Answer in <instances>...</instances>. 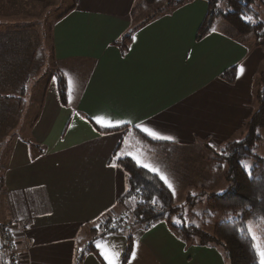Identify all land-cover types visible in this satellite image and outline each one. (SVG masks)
<instances>
[{"label": "crops", "instance_id": "crops-1", "mask_svg": "<svg viewBox=\"0 0 264 264\" xmlns=\"http://www.w3.org/2000/svg\"><path fill=\"white\" fill-rule=\"evenodd\" d=\"M136 1L71 0L72 8L51 25L52 60L67 82L66 104H61L51 77L26 136L6 142L0 175V225L9 227L13 250L20 256L17 264H98L97 259L105 264L96 242L118 240L121 253L125 248L121 236L126 233L97 237L94 227L122 211L115 208L129 177L113 153L129 151L134 133L100 134L89 119L127 120L131 124L125 125L133 129L143 122L172 137L153 145L137 141L148 152L142 160L154 159L167 173L172 155H180V162L183 150L216 152L240 139L255 112L253 79L264 63L260 43L236 39L219 24L212 27L214 32L196 38L208 0H189L151 16L132 32L127 46L120 47L115 42L137 23L131 15ZM4 34L0 31V37L11 36ZM7 65H1L9 81L0 82V93L6 84L11 87ZM232 66L244 71L228 82L222 73ZM24 82L11 90L20 94L13 104L19 111L12 130L21 128L23 106L18 105L25 99ZM113 163L118 167H111ZM187 172L173 170L180 179ZM128 228L130 239L135 235L162 264H228L218 247L184 242L166 222ZM253 230L264 237L263 228ZM7 257L9 264V253Z\"/></svg>", "mask_w": 264, "mask_h": 264}, {"label": "trees", "instance_id": "trees-1", "mask_svg": "<svg viewBox=\"0 0 264 264\" xmlns=\"http://www.w3.org/2000/svg\"><path fill=\"white\" fill-rule=\"evenodd\" d=\"M158 0H137L136 5L131 10L133 16L136 9L145 5H152ZM189 0H174L168 2L167 7L182 5ZM256 0H226V10L217 7V0H208L207 10L200 25L196 31V38H201L209 33L213 27L214 20L219 16H223L225 21L230 25L233 32L232 35L236 39H242L250 33L255 32L263 23L248 22L242 19V16L258 17V12L252 6ZM262 1V0H258ZM72 7H68L65 12L56 17L60 18ZM163 11V10H162ZM160 11V12H162ZM160 12L154 13L155 16ZM151 17L143 18L136 25L128 30V32L116 41L120 47H126L130 42L132 32L139 26L149 20ZM237 67L232 66L225 69L222 78L228 82H232L236 77ZM56 84L59 100L62 105L67 101V82L65 78L57 71ZM259 90L257 92L258 108L249 118L245 125L247 133L238 140L228 142L221 150L219 157L228 165L227 171L224 173L228 186L219 194H211L206 198L205 209L200 213L192 212V207L197 200V196L188 195L187 203L191 218H205L206 227L210 222L217 218L211 231L201 229L187 223L183 217V206L174 204V195L172 191L160 180L159 176L145 168L136 165L135 161L124 155L117 163L128 174V188L119 197L118 205L122 211L114 220L103 219L101 232L97 237H103L118 231L120 223H126L127 214H132L134 223H144L146 225L156 224L158 222H166L170 230L184 242H196L199 245H213L218 247L227 260L228 264H258V258L252 247V240L245 232L241 235L237 229L245 227L248 222L253 223V228L264 229V158L253 154L250 150L259 137L255 130L257 127L264 128V71L260 73ZM23 87V86H22ZM23 89V88H22ZM5 98H17L14 95H5ZM92 127L100 134L123 131L124 133L132 129L134 135L131 136L135 141H141L144 144L153 145L160 143L159 140L142 133L136 128H130L126 125L120 127H102L89 119ZM139 139V140H138ZM116 151L113 153L115 157ZM253 157L255 163L247 172L242 167L241 161L245 158ZM2 186V177L0 176V189ZM155 197L157 203H151ZM176 214L179 217L180 225L171 222L170 217ZM116 227L113 228L112 224ZM92 245V243H90ZM90 245V246H91ZM127 250H130L128 246Z\"/></svg>", "mask_w": 264, "mask_h": 264}, {"label": "rangeland", "instance_id": "rangeland-1", "mask_svg": "<svg viewBox=\"0 0 264 264\" xmlns=\"http://www.w3.org/2000/svg\"><path fill=\"white\" fill-rule=\"evenodd\" d=\"M172 1L174 0H158L152 5H143L138 7L135 14L133 15L134 22H139L143 18L151 17V15L154 13L164 10L167 8L168 2ZM218 4L220 5L219 8L222 11L226 10V0H217V5ZM70 6L71 0H40L37 3L25 1H0V31H3V34L5 32L11 33V36L9 37H0L1 85L7 83L6 81H9L8 78L4 76L5 69L2 68L3 66H1L3 62H6L10 69V73H7L6 75H12V78L10 77L11 87L9 84H6L4 87L6 91L4 93H0V96H4L0 97V175L2 174L3 167L6 163L5 157L8 153L7 143L9 141L11 143L16 138V136H26V134L24 135V133H26V128L34 121V118L39 111L42 89L44 88L46 81H48L51 77L54 79L57 78L56 72L58 71V66L52 60L50 28L52 23L56 20V17L65 12V10ZM252 6L258 12V17L254 22H261L263 24L260 28H256L257 30L255 32L250 33L244 38H251V40L260 43L262 45L261 53L264 55V0H256ZM215 24L221 25V28L227 30L229 33L233 32L230 25L221 15H219L214 20L213 26ZM8 58H10V62ZM262 71H264V63H262L261 69L257 73V77L253 79L255 87V111L258 108L257 92L260 88L259 81L260 73ZM21 76H24V78L21 79ZM20 81H25L24 83L26 86V94H24L25 99L18 105L23 106L22 117L19 121V126L21 128L19 130H12L11 128L16 126L18 119L17 111H19V107H17V111L16 107H13V104L14 106L18 104L15 98H12L14 101H11V104H8L4 98L5 95L8 94L20 96L18 91H14L17 85H21L17 84ZM9 88L11 89L9 90ZM12 88H14L13 91H11ZM10 105L13 108L10 107V109ZM1 109L3 110L1 111ZM246 133L247 131L245 130V133L242 134V137H244ZM255 133L259 139L254 142L250 150L253 154L264 158V128L257 127ZM127 143H130L129 140H127ZM129 148V151H123H126L130 157L137 155L142 159L147 156H145V154L148 153L145 151V145H141L137 141L132 142ZM219 155H221L219 150L216 152L183 150L181 152L183 160L180 162L176 161L177 158H180V155H172L169 157L175 159L169 162L168 171L166 173L173 183L175 189L174 204L176 206H183L185 212L183 214V218L187 220V223L191 222L192 225H195L201 229L204 228L208 231L212 230L217 218L213 219L210 224H208V227H206L204 217L198 219L191 218L187 197L188 195L197 196V200L192 207V212L200 213L205 209L206 198L209 195L219 194L226 189L228 186V181L226 180L224 173L227 171L228 165L226 162L218 161L222 160ZM188 160L189 166L186 165L188 164ZM153 161L154 159L151 160V162L155 164ZM242 161L246 162L250 166L248 171L255 163V159L253 157L245 158ZM157 164L159 166V163ZM179 164L182 166L179 167ZM175 169H188V172L180 179L179 176L173 174V170ZM119 208L122 210L121 206L119 205L115 209ZM111 215L115 216L114 213ZM127 216L128 219L126 220V223H120L121 226L118 228L119 231L121 230L126 233L121 236L125 238V248L121 253L120 264H129V259H131L132 244L137 242L135 235H133V239H130L132 233L129 232L128 227L132 226L133 229H135L136 226L140 228L144 227L145 225L144 223H134L132 214H127ZM170 219L173 223L174 220L179 221L178 224L180 225L179 217L176 214L172 215ZM100 226L101 223L99 224V230L97 229V225L94 227V233L99 234L101 232L103 227ZM109 244L114 245L116 250L119 251L122 247L118 240L110 242ZM138 244L139 247L137 248L136 257L135 259L131 260V264H162L156 260L152 254H148L147 249L144 247V245H142V243L138 242ZM128 246H130L129 251L127 250ZM7 254V251L3 247H0V264H8ZM95 259L97 258H94V261H96ZM97 263L102 264L99 259H97ZM105 264H107V262Z\"/></svg>", "mask_w": 264, "mask_h": 264}, {"label": "snow or ice", "instance_id": "snow-or-ice-1", "mask_svg": "<svg viewBox=\"0 0 264 264\" xmlns=\"http://www.w3.org/2000/svg\"><path fill=\"white\" fill-rule=\"evenodd\" d=\"M220 5L218 4L217 7ZM242 19H245L248 22H254V18L252 16H242ZM212 31H215V28L212 29ZM244 71L243 67H240L237 72V78H239L240 74H242ZM71 81H69V85L71 87ZM96 122L100 124L102 127H120L121 125L125 124H131V121L127 120H111V119H105L102 117H96ZM135 128L141 129L144 133H146L148 136H150L153 139H163V140H172L173 138L170 136H161L156 130L149 128L144 125L143 122L133 125ZM125 153L123 151L116 153L114 160H121ZM132 159L135 161L136 165L142 168L147 169L150 172H153L154 174L158 175L160 180L163 181V183L173 192V195H175V189L173 186V183L171 182L170 178L166 175V173L157 165H154L150 162H145L142 160L139 156L133 155ZM242 167L245 169V171H248L249 165L246 162H241ZM111 167H118L117 164L113 163L110 165ZM151 203L155 205L157 203V200L155 197L152 198ZM257 219H264V218H257ZM179 221L174 220V223H178ZM112 227L115 228V223L112 224ZM97 229L99 230V225H97ZM238 232H240L241 235H244L245 232L252 240V247L253 250L258 258V264H264V237H261L257 235L256 232L253 230V223L250 221L245 227H241L237 229ZM96 247L100 250L101 256H103L104 260L107 262V264H120V257L121 252L119 250H116L114 245H110L106 240L104 241H98L96 242ZM139 247L138 242H134L132 250H131V259H129V264H131V260L135 259L137 254V248Z\"/></svg>", "mask_w": 264, "mask_h": 264}, {"label": "built area", "instance_id": "built-area-1", "mask_svg": "<svg viewBox=\"0 0 264 264\" xmlns=\"http://www.w3.org/2000/svg\"><path fill=\"white\" fill-rule=\"evenodd\" d=\"M0 243L9 253V264H17L20 256L13 250L11 233L9 227L5 224L0 225Z\"/></svg>", "mask_w": 264, "mask_h": 264}, {"label": "water", "instance_id": "water-1", "mask_svg": "<svg viewBox=\"0 0 264 264\" xmlns=\"http://www.w3.org/2000/svg\"><path fill=\"white\" fill-rule=\"evenodd\" d=\"M245 1H250V0H245Z\"/></svg>", "mask_w": 264, "mask_h": 264}]
</instances>
